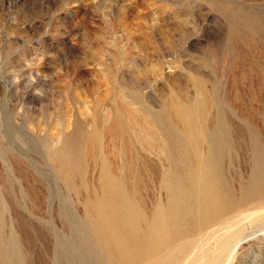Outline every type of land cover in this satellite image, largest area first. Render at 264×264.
<instances>
[{"label": "rangeland", "instance_id": "obj_1", "mask_svg": "<svg viewBox=\"0 0 264 264\" xmlns=\"http://www.w3.org/2000/svg\"><path fill=\"white\" fill-rule=\"evenodd\" d=\"M0 264H264V0H0Z\"/></svg>", "mask_w": 264, "mask_h": 264}, {"label": "bare ground", "instance_id": "obj_2", "mask_svg": "<svg viewBox=\"0 0 264 264\" xmlns=\"http://www.w3.org/2000/svg\"><path fill=\"white\" fill-rule=\"evenodd\" d=\"M208 105V104H207ZM157 150V149H156ZM176 150V149H175ZM191 150V149H190ZM176 152V151H175ZM176 154V153H175ZM171 156V155H170ZM193 156V155H192ZM179 158V157H178ZM180 160V159H179ZM181 163H182V161H181ZM180 168V167H179ZM181 169V168H180ZM258 181V180H257ZM259 182V181H258ZM257 182V183H258ZM260 183V182H259ZM260 185H261V183H260ZM224 189H225V187H224ZM259 189V188H258ZM224 204V203H223ZM165 223V222H164ZM155 231V230H154ZM157 232V231H156ZM178 234V233H177ZM169 239V238H168ZM160 242V241H159ZM154 246H155V244H154ZM158 249V248H157Z\"/></svg>", "mask_w": 264, "mask_h": 264}]
</instances>
